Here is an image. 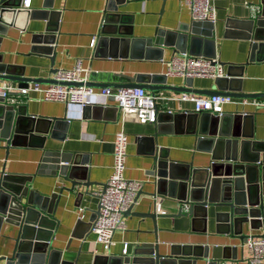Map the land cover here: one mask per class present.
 Returning <instances> with one entry per match:
<instances>
[{"label": "crops", "instance_id": "0c3cea01", "mask_svg": "<svg viewBox=\"0 0 264 264\" xmlns=\"http://www.w3.org/2000/svg\"><path fill=\"white\" fill-rule=\"evenodd\" d=\"M212 3L216 7V21L203 23L198 27L199 33H209L214 40L213 49L217 60L225 64L245 65L242 77L239 81H233L232 85L240 84L243 93H264V50L258 52L259 57L263 59L247 63L250 41L242 36L241 25L242 21L260 9L261 0H212ZM109 5L108 0H30L28 7H24L21 2L14 18L12 19L11 15L7 16V25L1 26L2 63L7 66L8 71L22 73L28 78H51L52 68L69 69L77 61L87 69L85 75L87 79L94 76L93 78L98 80L118 81L126 80V76L135 74H164L166 68L164 62L175 54L172 47H165L161 51L156 49L140 51V47L135 46L129 50L131 56L125 58L113 56L114 54H109L108 50L98 45L97 35L104 12ZM44 7L57 12L52 19L39 18L36 13L34 14V11ZM119 10L131 16V37L135 39L154 38L157 29L183 30L190 27L192 22L184 0H125ZM49 23L57 27L54 34L56 53L53 65L46 49L48 45L44 44L43 40L35 41L36 34L46 33L45 27ZM187 33L189 34L188 31ZM94 38L95 44L91 47L90 42ZM158 55L162 58L156 59ZM224 71L226 72V66ZM10 82L20 84L18 81ZM166 83L181 86L184 85V78L167 76ZM192 87L201 90L213 89L215 82L210 78L196 77L193 78ZM155 93L161 97L157 100L159 111L195 113L191 101H178L173 98L181 92L155 91ZM245 99L249 102L243 103L242 98H235L234 102L225 104L223 113L250 115V119H247L244 125V131L252 133L253 140L264 143V106L252 103L254 100L264 102V97ZM11 103L24 105L26 114L36 117H63L66 110L64 103L27 99L24 96H17L16 93L12 94ZM100 106L106 107L100 114L97 111L91 113L89 111V117L72 119L66 125L58 126L54 132L61 136L60 139L56 134L51 135L50 128L46 135L34 134L28 139L26 137L20 140L25 143L24 145L10 146L6 149V142H0V179L3 173L30 175L31 187L46 196L59 192L62 186L70 188V181L50 174L51 163L41 161L43 154L49 153L51 158L55 154L76 158L81 163L77 165L79 173H82L84 168L89 180L94 182L90 185L88 193H85L83 187H76L70 191L63 190L61 193L52 215L57 225L50 246L56 252L57 262L118 264L115 256L123 253L126 244L127 252L135 247L157 245L159 252L164 254L168 252L172 243H192L206 244L210 247V252L218 245L230 246L231 249L236 247V257L225 260L233 264H248L249 251L245 246V239L217 232L213 209H209L206 220L187 214L175 215L179 209L177 201L156 196L158 204L155 206L154 198L148 194L153 191L149 182L144 183L142 190L145 194H141L138 203L131 209L132 213L126 216V228L113 234L110 249L106 250L95 243L94 234L90 231L88 223L98 205L96 193L102 189L100 183H106L112 172L114 139L120 129L123 128L128 140L124 175L129 179L152 180L147 174L152 162L148 153L153 150L154 145L162 149L167 159L179 163L183 169L186 165H190V168H202L210 163V154L196 148V134L186 132L185 120L178 121L177 124L167 121L142 124L134 119H128L122 124L114 100L109 99L106 104ZM25 122H28V125L31 123L29 120ZM158 124L161 130L159 133ZM79 207L83 208L82 218H79ZM149 210L156 212L161 210L164 214L157 213L154 219L136 214ZM261 233L262 229H249L247 225L243 226V234L246 236ZM15 237L16 228L3 223L0 227V256L10 255ZM0 264H4V261L0 260ZM198 264L205 263L199 261Z\"/></svg>", "mask_w": 264, "mask_h": 264}, {"label": "water", "instance_id": "95a60500", "mask_svg": "<svg viewBox=\"0 0 264 264\" xmlns=\"http://www.w3.org/2000/svg\"><path fill=\"white\" fill-rule=\"evenodd\" d=\"M22 0H0V39L2 36L1 26H6L7 16L13 19L18 13ZM110 4L105 10L102 23L97 35V43L108 50L113 56H131L129 50L139 46L141 50H163L165 47L174 48L175 53L187 52L194 56H204L215 59L216 53L214 40L209 33L200 34L199 26L202 21H193L190 27L179 31L157 29L155 37L151 39L132 38V19L130 15L122 13L119 7L125 0H108ZM48 7V6H45ZM43 8L34 11L39 18H50L56 11ZM32 16V14H30ZM11 19V20H12ZM10 24V23H9ZM8 24V25H9ZM243 27L242 36L250 41V50L247 63L259 57L258 52L264 50V0H261L260 9L251 17L241 22ZM189 29V30H188ZM57 31L55 25L49 23L45 27V34H36L35 41L43 40L47 44V52L50 54L53 65L55 58V38ZM189 32V34L187 33ZM128 49V51H127ZM117 54V55H116ZM130 54V55H129ZM110 56V55H109ZM158 55L156 59H161ZM226 72L223 77L214 79L215 88L195 89L192 87L193 78H185L184 85L173 86L166 83L164 74H135L126 76V80H98L89 77L85 83L81 82H59L53 77L28 78L22 73L10 72L2 63L0 57V80L21 82H44L59 83L69 86L90 87H114V88H145L151 93L155 91H175L195 93L198 95L224 94L234 98H259L264 93H243L240 84L232 85L233 81H239L242 77L245 65L225 64ZM57 68H52L50 74H54ZM100 105H86L83 116L89 117V111H97L100 114L106 107ZM156 123L164 121L177 124L178 121L187 122L186 132L196 134V148L210 154V163L202 168H190V165L180 166L179 163L167 159L162 149L154 145L148 153L152 162L147 174L152 177L149 182L153 191L148 194L177 201L179 209L175 215H189L206 220L209 209H213V218L216 231L227 235L246 239L243 234V226L249 229H262L259 235L264 237V143L253 140L252 133L244 131L247 119L250 115L246 113L212 114L210 112L195 113H173L171 111H159L155 105ZM93 115V114H92ZM31 121L30 125L28 122ZM68 120L63 117H36L27 115L24 105L7 103L0 100V142H6L5 148L10 146L24 145L22 139H28L34 134H56L54 132L60 125H66ZM190 124V125H189ZM46 125V127H44ZM160 124L157 125L158 133L161 132ZM25 126L24 128H22ZM55 136V135H54ZM151 138V137H149ZM154 139V137H153ZM155 143V140H154ZM27 144V143H26ZM30 144V143H28ZM42 162L51 163L50 174L59 176L70 181L71 187L62 186L60 191L50 195H42L31 187L32 176L18 173H3L0 179V227L7 223L16 228L13 249L8 256H0L4 264H63L57 262L56 252L50 248L51 240L57 221L52 218L56 204L63 190H73L83 187L85 193L89 192L90 181L85 173H79L77 165L81 164L76 158L71 159L69 155L55 154L52 158L49 153H44ZM106 183H100L102 188ZM141 189L134 203L125 212V216L131 214V209L138 203ZM99 204L90 217L91 225L93 219L98 215ZM156 211L137 212L139 216L155 218ZM164 214V213H159ZM236 247L216 246L211 249L206 244L180 243L170 244L167 253L161 254L158 246L135 247L130 252L115 256L118 264H218L225 259L236 257ZM232 250V251H231ZM112 257V256H109Z\"/></svg>", "mask_w": 264, "mask_h": 264}, {"label": "built area", "instance_id": "2783aa9c", "mask_svg": "<svg viewBox=\"0 0 264 264\" xmlns=\"http://www.w3.org/2000/svg\"><path fill=\"white\" fill-rule=\"evenodd\" d=\"M23 6L28 7L30 0H22ZM191 19L214 23L216 21V7L212 0H184ZM102 23V22H101ZM95 44V38L90 46ZM165 76H180L182 78H210L216 79L225 75L224 66L219 60L204 56H194L187 52L175 53L164 62ZM87 69L77 61L71 68H59L53 74V79L59 82L85 83ZM24 96L27 99H37L48 102H61L65 104V117L68 121L82 119L86 105H103L109 99L116 103L120 112V121L123 124L128 119H134L139 123H155V105L161 97L151 93L145 88H113L105 87L94 89L82 84L81 86H69L59 83L42 84L41 82H27L16 85L8 80H0V100L10 103L12 94ZM35 95V96H32ZM178 101H191L195 112H210L222 114L225 104L232 103L235 98L224 94L211 96L195 93L181 92L173 97ZM243 103L249 102L242 98ZM252 103L264 106V102L254 100ZM127 135L120 129L114 139L112 172L106 181L105 187L96 194L98 197V215L90 225V231L94 234L95 243L109 250L112 245V236L116 231L126 228L125 212L134 203L137 193L143 188L145 181L134 180L125 177ZM155 206L157 197H153ZM79 218L83 217V208L79 207ZM159 213L164 211L159 210ZM245 246L249 251L248 264H264V237L248 235ZM127 252V244L123 247V253ZM218 264H233L229 260H222Z\"/></svg>", "mask_w": 264, "mask_h": 264}]
</instances>
